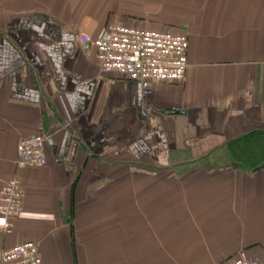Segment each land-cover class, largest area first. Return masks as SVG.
I'll return each instance as SVG.
<instances>
[{
  "label": "crops",
  "instance_id": "obj_1",
  "mask_svg": "<svg viewBox=\"0 0 264 264\" xmlns=\"http://www.w3.org/2000/svg\"><path fill=\"white\" fill-rule=\"evenodd\" d=\"M133 3L0 0V192L25 190L0 264L24 242L41 264L264 261V0ZM113 24L187 35L185 79L103 73L79 36ZM33 135L47 165L18 169Z\"/></svg>",
  "mask_w": 264,
  "mask_h": 264
},
{
  "label": "built area",
  "instance_id": "obj_2",
  "mask_svg": "<svg viewBox=\"0 0 264 264\" xmlns=\"http://www.w3.org/2000/svg\"><path fill=\"white\" fill-rule=\"evenodd\" d=\"M81 44L92 45L100 68L105 74H116L144 88L153 83H180L185 79L189 62L188 36L172 31H154L142 27L113 24L98 38L85 33ZM264 71V63H263ZM47 139L33 135L22 139L17 147L18 169H40L47 165ZM25 190L18 177L10 180L0 192V229L10 233L13 219L23 213ZM39 246L24 242L1 254V264H41ZM225 264H264L253 257H240Z\"/></svg>",
  "mask_w": 264,
  "mask_h": 264
},
{
  "label": "rangeland",
  "instance_id": "obj_3",
  "mask_svg": "<svg viewBox=\"0 0 264 264\" xmlns=\"http://www.w3.org/2000/svg\"><path fill=\"white\" fill-rule=\"evenodd\" d=\"M131 1V4L133 5V7H136V6H139L138 4H134L133 3V0H130ZM143 21V20H142ZM145 28H148V27H146V26H144ZM149 29V28H148ZM152 30H157V29H152ZM172 32H174V31H172Z\"/></svg>",
  "mask_w": 264,
  "mask_h": 264
},
{
  "label": "trees",
  "instance_id": "obj_4",
  "mask_svg": "<svg viewBox=\"0 0 264 264\" xmlns=\"http://www.w3.org/2000/svg\"><path fill=\"white\" fill-rule=\"evenodd\" d=\"M231 261V260H230Z\"/></svg>",
  "mask_w": 264,
  "mask_h": 264
}]
</instances>
